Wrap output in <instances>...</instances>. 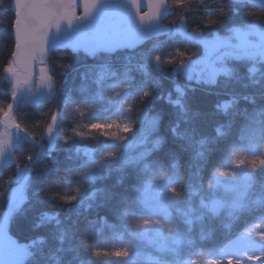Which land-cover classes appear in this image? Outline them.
Instances as JSON below:
<instances>
[{
	"label": "trees",
	"instance_id": "1",
	"mask_svg": "<svg viewBox=\"0 0 264 264\" xmlns=\"http://www.w3.org/2000/svg\"><path fill=\"white\" fill-rule=\"evenodd\" d=\"M167 1L175 32L92 57L54 50L46 64L53 94L18 100L12 119L24 138L0 169V216L20 180L25 197L11 209L10 232L28 246L24 264H217L264 221V60L253 67L245 55L229 56V73L208 82L177 71L203 53L197 34L264 26V11L232 0ZM12 4L0 0L2 117L15 94L5 78L15 47ZM112 87L125 89L117 101L104 95ZM119 101L131 128L111 132L103 125ZM236 163L243 183L225 190ZM165 179L171 198L152 209L145 187ZM116 249L127 255L96 254Z\"/></svg>",
	"mask_w": 264,
	"mask_h": 264
},
{
	"label": "water",
	"instance_id": "2",
	"mask_svg": "<svg viewBox=\"0 0 264 264\" xmlns=\"http://www.w3.org/2000/svg\"><path fill=\"white\" fill-rule=\"evenodd\" d=\"M232 1L247 2L264 11V0ZM12 8L18 23L13 30L15 53L13 51L11 61L25 74V79L2 119L7 127L18 129V125L12 123L13 111L20 97L34 89L36 70L39 65L47 64L52 51L69 48L92 57L98 52L132 50L173 30L165 21L171 9L167 0H94V6L88 11L85 0H13ZM38 12L51 15L53 21L64 13H71L73 18L71 23L67 19H60L58 24L50 23L41 44L38 37L42 30L35 20ZM142 13L149 15L142 19ZM22 40L23 46L17 48ZM231 54L242 56L244 53ZM10 215L8 206L0 218V264H24L29 254L28 246L10 232Z\"/></svg>",
	"mask_w": 264,
	"mask_h": 264
},
{
	"label": "rangeland",
	"instance_id": "3",
	"mask_svg": "<svg viewBox=\"0 0 264 264\" xmlns=\"http://www.w3.org/2000/svg\"><path fill=\"white\" fill-rule=\"evenodd\" d=\"M174 32L176 31L173 28ZM180 32H184V28H178ZM197 39L203 45V53L196 59H190L181 64L177 71L181 72L188 80L196 81H214L220 74L229 73L230 67L227 60L230 52L235 54L244 53L245 56L253 64V67L264 60V26L257 24L233 26L227 34L215 33L211 37H202L196 35ZM224 54V55H223ZM220 58V56H222ZM11 65L14 71H8V66ZM5 71V78L13 84L12 91L16 92L20 89L25 74L17 69L10 62ZM17 77L20 78V83H17ZM44 77V79H42ZM54 92L53 81L49 74V68L46 64L40 65L37 69L35 88L24 95V102L38 101L42 98L52 95ZM125 89L122 87H112L104 95L109 99L121 98L124 95ZM116 104V102H115ZM223 105H226L224 103ZM116 108L112 112L111 118L108 120V126L111 132H122L125 130L124 125H131L125 116L127 106L123 101L117 103ZM115 122V123H113ZM14 124V120L12 119ZM50 129V130H49ZM128 130V129H127ZM57 132V119L54 116L46 127L45 134L54 136ZM24 136L20 130L15 127H7L0 116V169L8 161L12 160L15 148L19 147ZM136 141L134 143H138ZM240 163H236V169L230 176L234 184L222 183L225 190H235L243 183L241 178L244 177L241 171ZM92 169L86 171V175L91 174ZM24 172V169L19 171ZM23 174V173H22ZM21 174V175H22ZM241 179V180H240ZM23 182L17 180L16 186L10 192V208H17L25 197ZM146 201L151 204L152 209H162L167 206L171 198V181L165 179L161 182L148 184L145 187ZM216 204V200L211 202V206ZM264 221L254 228L252 232L246 233L239 238L234 244L224 251L225 257L221 259L220 264H229L231 258L232 264H264ZM241 251V253H240ZM259 256L261 259L252 260L250 257Z\"/></svg>",
	"mask_w": 264,
	"mask_h": 264
},
{
	"label": "snow or ice",
	"instance_id": "4",
	"mask_svg": "<svg viewBox=\"0 0 264 264\" xmlns=\"http://www.w3.org/2000/svg\"><path fill=\"white\" fill-rule=\"evenodd\" d=\"M94 6V0H85V10L88 11L90 10L92 7ZM39 7V6H37ZM149 15V13H142L141 14V18L143 19L145 16ZM72 14L71 13H64L63 15L59 16V17H56L55 20L53 21V18L51 15H43L41 13H36L35 15V20L38 22V28L42 30L41 32V35L38 37V39L40 40L41 44L43 43V39L44 37L47 35V29L50 25V23L54 22L56 24L59 23V20L60 19H67L69 23H71L72 21ZM31 22V20H30ZM17 21L16 19L14 18L13 19V30L15 31L16 30V25H17ZM208 23H215V21H208ZM23 43L24 41L22 40L21 41V44H18L16 47L17 48H20L23 46ZM14 53H15V49H14ZM8 71H14L13 67L11 65L8 66ZM42 79H44V77H42ZM17 83H20V78L17 77ZM115 123V122H113ZM91 128H100L101 125L99 124H93L90 126ZM103 127H108V125H103ZM125 128V130L127 129H130L131 128V125H124L123 126ZM50 130V129H49ZM115 133H113L114 135ZM259 161V158H256L255 160H253V166H255V164ZM66 200H71V199H74V197H65ZM149 221L145 220V221H142V223H148ZM261 235H264V234H261ZM97 255H116V256H123V255H127V249H116L114 250L112 253H106V252H103L101 250H98ZM249 259H252V260H259L261 259V257L259 256H254V257H250ZM217 264H220V262L218 261ZM229 264H232L231 262V258H229ZM239 264H242V262H239Z\"/></svg>",
	"mask_w": 264,
	"mask_h": 264
}]
</instances>
